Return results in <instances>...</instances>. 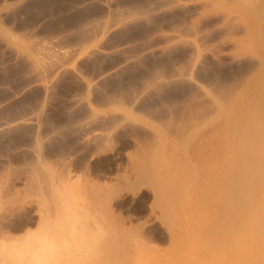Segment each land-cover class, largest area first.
Returning a JSON list of instances; mask_svg holds the SVG:
<instances>
[{"label": "rangeland", "instance_id": "obj_1", "mask_svg": "<svg viewBox=\"0 0 264 264\" xmlns=\"http://www.w3.org/2000/svg\"><path fill=\"white\" fill-rule=\"evenodd\" d=\"M263 194L264 0H0V264H253Z\"/></svg>", "mask_w": 264, "mask_h": 264}, {"label": "bare ground", "instance_id": "obj_2", "mask_svg": "<svg viewBox=\"0 0 264 264\" xmlns=\"http://www.w3.org/2000/svg\"><path fill=\"white\" fill-rule=\"evenodd\" d=\"M239 157V156H238ZM240 161V160H239ZM240 163V162H239ZM242 163V162H241ZM240 163V164H241ZM234 168V167H233ZM232 168V169H233ZM219 170V169H218ZM232 172L234 171V169L233 170H231ZM218 173H220V170L219 171H217ZM215 174H216V172H215ZM214 175V174H213ZM212 175V176H213ZM220 175V174H219ZM211 176V178H213ZM218 176V175H217ZM217 176H216V178H217ZM221 177V176H220ZM224 177V176H223ZM216 178H215V180H216ZM214 179V178H213ZM224 179V178H223ZM221 181V180H220ZM213 184V183H212ZM212 186V185H211ZM220 187V186H219ZM223 187V186H222ZM212 188V187H211ZM180 189H182V187L181 188H177L176 189V193L178 192H180L179 190ZM190 189H191V191L197 196V197H199L198 195L200 194V193H202V192H200L199 190H198V186L196 187V185H190ZM218 186L216 187V188H212L211 190H208V192H206L207 193V197H208V199L210 198L212 201H219V197L221 196V191L224 189V190H226V188H223L222 190H221V188L220 189H218ZM223 190V191H224ZM185 191V190H184ZM182 193V192H181ZM186 193V192H185ZM191 193V192H190ZM205 193V194H206ZM224 193V192H223ZM183 196H185L184 194H183ZM188 195H186L185 197H187ZM185 197H184V199H185ZM222 197H223V195H222ZM222 197H220V198H222ZM263 199H264V194H263ZM223 200V199H222ZM217 203V202H216ZM205 206H206V204H204ZM225 205V204H224ZM208 206H209V204H208ZM220 207V206H219ZM223 208V207H222ZM224 210H225V206H224ZM237 212H239V210L237 211ZM56 239H58V238H56ZM233 239V238H232ZM225 250V249H224ZM226 251V250H225ZM254 252H256V255H257V257L255 256V258H257L256 259V261H254L253 262V264H260L259 263V261H258V259H261V257L262 258H264V245H262V246H258V247H256V248H254ZM36 253V252H35ZM38 257V254H36L35 255V258H37ZM221 258H220V260L218 259V260H216L217 261V263L218 264H241L242 263V259L238 256V254H231V253H228V252H223V253H221V256H220ZM218 258V257H217ZM212 261H215V260H212ZM210 262H211V260H210ZM213 263V262H212ZM216 263V264H217ZM208 264V263H207ZM214 264V263H213Z\"/></svg>", "mask_w": 264, "mask_h": 264}]
</instances>
